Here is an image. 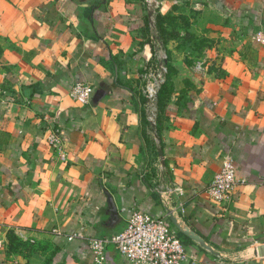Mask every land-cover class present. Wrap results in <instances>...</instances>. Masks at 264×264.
Returning <instances> with one entry per match:
<instances>
[{"label": "crops", "instance_id": "crops-1", "mask_svg": "<svg viewBox=\"0 0 264 264\" xmlns=\"http://www.w3.org/2000/svg\"><path fill=\"white\" fill-rule=\"evenodd\" d=\"M203 1L224 73L179 62L149 100L163 52L144 0H0V264H130L114 248L99 263L88 238L134 210L171 211L216 252L178 232L191 264H264V0ZM225 154L246 183L223 208L206 188Z\"/></svg>", "mask_w": 264, "mask_h": 264}, {"label": "built area", "instance_id": "built-area-1", "mask_svg": "<svg viewBox=\"0 0 264 264\" xmlns=\"http://www.w3.org/2000/svg\"><path fill=\"white\" fill-rule=\"evenodd\" d=\"M167 73V56L162 53L160 64L145 76L147 83L144 93L149 100L157 99L166 82ZM72 94L86 103L90 98V87L85 83H78L72 89ZM48 141L65 159L63 141L58 130L49 133ZM237 173L235 159L225 154L221 157L218 172L206 188L211 200L223 208L232 202L236 188L246 183L245 179H238ZM88 243L99 263L105 260L110 248H114L125 256L130 264H191L187 246L168 218L153 217L141 210H134L125 227L113 236L90 237Z\"/></svg>", "mask_w": 264, "mask_h": 264}, {"label": "rangeland", "instance_id": "rangeland-1", "mask_svg": "<svg viewBox=\"0 0 264 264\" xmlns=\"http://www.w3.org/2000/svg\"><path fill=\"white\" fill-rule=\"evenodd\" d=\"M147 7L153 10L157 22L158 36L161 41V52L167 56L168 73L166 82L161 88L167 91L173 89V77L181 74L180 63L190 66L195 73L219 72L223 67H216L211 60L221 53L220 46L227 42L224 37H210L203 30L202 19L206 17L203 0H144ZM204 6H203V5ZM199 30V31H198ZM216 37V38H215ZM161 94V93H160Z\"/></svg>", "mask_w": 264, "mask_h": 264}, {"label": "water", "instance_id": "water-1", "mask_svg": "<svg viewBox=\"0 0 264 264\" xmlns=\"http://www.w3.org/2000/svg\"><path fill=\"white\" fill-rule=\"evenodd\" d=\"M153 10L149 11V15L152 16ZM108 201H109V205H110V211L112 214V220L111 223L115 224L116 222H118L119 219V215H118V210L116 208V204L114 202V199L112 196L108 195ZM168 217L171 221V225L174 227V229L177 232L182 233L183 235L187 236L188 238H190L191 240H194L198 243H200L203 247L209 249L211 252L216 253L212 246H210L209 244L206 243V241L199 236L194 230L189 229L187 226H183L181 225L174 217V214L169 211L168 213ZM122 230V229H121ZM114 234H105L106 237H111ZM104 236V235H103ZM255 255L256 256H261L264 257V243L260 244L256 250H255Z\"/></svg>", "mask_w": 264, "mask_h": 264}, {"label": "trees", "instance_id": "trees-1", "mask_svg": "<svg viewBox=\"0 0 264 264\" xmlns=\"http://www.w3.org/2000/svg\"><path fill=\"white\" fill-rule=\"evenodd\" d=\"M173 227V226H172ZM174 228V227H173ZM181 236H182V234H180ZM184 238H186V237H184ZM185 240V239H184ZM186 241V240H185Z\"/></svg>", "mask_w": 264, "mask_h": 264}]
</instances>
